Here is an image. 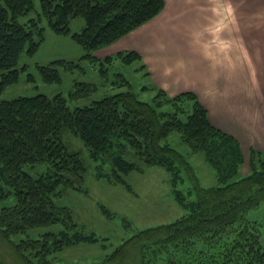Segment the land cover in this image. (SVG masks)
<instances>
[{
    "label": "trees",
    "instance_id": "16d2710c",
    "mask_svg": "<svg viewBox=\"0 0 264 264\" xmlns=\"http://www.w3.org/2000/svg\"><path fill=\"white\" fill-rule=\"evenodd\" d=\"M163 5L164 0H39L36 17L21 22L33 0H0V93L18 80L24 68L18 67L20 55L32 54L44 39L43 20L63 34L71 18L82 17L81 29L71 37L83 47L82 58L100 64L104 73L115 59L130 63L140 57L127 50L100 59L94 51L149 20ZM58 65L72 69L79 63L54 59L36 67L44 81L58 82ZM77 85L70 95L94 89L88 82ZM166 101L172 111L156 110L130 90L74 107L60 93L0 99V202L9 200L0 205V232L8 239L23 235L11 242L25 264H51L55 253L79 244L106 247V238L83 231L69 208L55 202L67 188L81 189L89 159L99 158L108 162L109 171L95 175L114 182L124 183L122 175L143 166L163 168L182 213L133 231L101 260L84 264H264V222L246 217L264 199V150L250 148L243 174L240 143L209 121L193 93ZM170 132L178 133L185 154L162 142ZM64 135L78 138L88 157ZM190 154L201 155L211 167L214 184H199ZM187 178L194 184L183 191L177 186ZM0 264L6 263L0 259Z\"/></svg>",
    "mask_w": 264,
    "mask_h": 264
},
{
    "label": "rangeland",
    "instance_id": "374dc122",
    "mask_svg": "<svg viewBox=\"0 0 264 264\" xmlns=\"http://www.w3.org/2000/svg\"><path fill=\"white\" fill-rule=\"evenodd\" d=\"M36 10H39V0H33V9L27 15L20 16L19 20L23 22L28 17H36ZM41 23L45 27L44 39L35 52L20 55L18 67L24 65V68L21 69L18 80L1 91L0 99L37 93L48 96L60 93L67 100V104L74 107L89 104L105 94L130 90L156 110L172 111L174 109L166 101V97L179 93L170 95L161 86H155L150 81L149 72L141 61L127 63L115 59L106 67L104 66L106 71L101 73L100 64L82 58L83 47L71 37V33L81 29L84 23L82 17L71 18L68 24L69 31L63 34L55 33L45 20ZM54 59L77 61L79 66L67 69L58 65L60 81L46 82L42 79L36 65L45 64ZM28 76L31 78L28 79ZM80 81L92 83L94 89L88 94L70 95ZM156 94L157 97H155ZM64 140H70L73 148L81 149L82 156L88 157V150L78 138L64 135ZM162 142H167L183 154L187 152V147L180 142L176 132H170ZM249 152L248 156L243 157L241 164L240 172L243 174L248 171ZM188 160L199 184L203 186L214 184L213 171L201 155L190 154ZM89 163L81 189L67 188L62 195L55 198V202L69 208L73 219L84 229L83 231L94 232L97 236L106 238V247L103 249L99 243L67 247L51 256V264H84L99 261L133 231L170 222L182 213L181 208L171 196L168 174L163 168L157 165L143 166L141 170H132L122 175L124 183H121L114 182L111 177L108 179L95 175L96 170L109 171L106 160L89 159ZM30 170L33 172L34 169L30 168ZM193 184L194 181L187 178L184 184H179L177 187L185 191L192 188ZM194 198L195 194L192 191L190 199ZM8 202L9 200L1 201L0 205ZM246 217L264 222V199L258 207L248 211ZM20 236L23 235H14L8 239L0 232V259L6 264H25L13 250L11 242L17 241ZM261 240L264 243V226H261ZM129 264H137V262L132 260Z\"/></svg>",
    "mask_w": 264,
    "mask_h": 264
},
{
    "label": "crops",
    "instance_id": "0c3cea01",
    "mask_svg": "<svg viewBox=\"0 0 264 264\" xmlns=\"http://www.w3.org/2000/svg\"><path fill=\"white\" fill-rule=\"evenodd\" d=\"M133 50L170 95L193 93L248 156L264 150V0H164L96 57Z\"/></svg>",
    "mask_w": 264,
    "mask_h": 264
}]
</instances>
